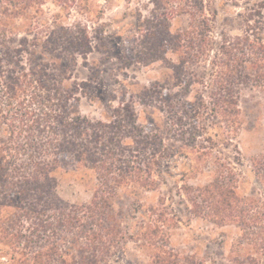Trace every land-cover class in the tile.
<instances>
[{
    "label": "trees",
    "instance_id": "16d2710c",
    "mask_svg": "<svg viewBox=\"0 0 264 264\" xmlns=\"http://www.w3.org/2000/svg\"><path fill=\"white\" fill-rule=\"evenodd\" d=\"M44 1L0 0V50L10 48L22 29L26 33L20 39L26 41L16 47L22 58L0 56V264H107L115 250L121 253L126 248L127 232L139 245L163 253L167 264H195L196 259L190 262L171 247V230L183 217L175 210V196L192 215L188 221L203 216L218 226L237 223L243 235L239 250L244 243L264 248V153L251 157L244 172L238 171L244 157L236 91L242 71L251 69L264 79V6L245 14L244 36L224 33L218 45L210 35L212 6L180 4L169 16L147 20L142 30L155 38L148 43V57L170 50L178 53L179 71L184 73L181 85H202L197 103L186 101L190 91L176 98L157 87L121 97L117 105L113 98L106 102L104 94L93 92L105 101V111L91 117L78 110L87 83L65 86L62 78L71 76L59 72L52 56L87 60L97 46L96 36L85 22L69 26L58 19L45 21ZM77 1L63 0V6ZM182 13L190 16L188 27L172 32L170 21ZM68 30L70 37L59 35ZM31 46L34 60L41 47L52 64H24ZM206 59L211 73L201 80L190 67ZM154 103L166 114L164 124L139 122L138 106ZM170 135L181 146L193 143L202 157L188 155L177 161L174 167L180 176L162 191L170 169L162 160L174 149ZM206 164L214 166L212 179L204 186L190 183L204 173ZM64 168L95 173L97 190L90 202L75 204L61 198L56 172ZM124 186L131 187L140 205L139 192H161L147 209H135L144 217L128 231L112 205ZM244 186H250L246 194Z\"/></svg>",
    "mask_w": 264,
    "mask_h": 264
},
{
    "label": "rangeland",
    "instance_id": "374dc122",
    "mask_svg": "<svg viewBox=\"0 0 264 264\" xmlns=\"http://www.w3.org/2000/svg\"><path fill=\"white\" fill-rule=\"evenodd\" d=\"M196 3L207 8L213 7L214 11L210 16V35L217 45L221 43L224 33L233 37L244 36L245 14L251 8H258L259 4L264 6V0H78L76 5L71 4L69 7L63 6V0H45L41 8V15L45 21L58 19L61 24L69 26L85 22L91 28L92 35L96 36L97 46L89 53L87 60L81 56L76 57L77 59L63 54L52 56L56 61L53 64H58L59 72L62 75L67 72L66 76H71V78H62L65 86L71 88L78 83H87V93L81 96L78 110L83 115L99 117L105 111V101L96 97L93 92L104 94L106 102L108 98H113L117 105L119 98L134 97L153 87L171 91L176 98H182L190 91L186 101L197 103V91L202 89V85L196 83L191 88L181 85V77L184 73L179 71L180 55L170 50L166 55L149 58L148 43L155 42V38L148 37L147 33L150 34L151 31L142 30L147 20L165 17V14L169 16L168 12L180 4L189 7ZM189 22L188 13L177 15L170 21L172 32L186 29ZM24 26L28 28L27 24ZM23 30L25 29H22L20 37L10 41V48L5 47L0 50L1 57L7 55L14 56L15 59L22 58L23 54L18 51L20 48L16 50V47L22 46L26 41L20 40L26 36ZM59 35L63 38L70 37L72 30ZM26 45L25 48H28ZM32 48L33 46L30 47V53H24L26 57L24 64L30 66V63L33 64L35 61L43 65L52 64L49 60L50 54L41 47L35 51L37 55L34 60ZM214 51L215 49L213 53ZM29 56L32 59L30 62L27 60ZM190 69H194L201 80L210 77L209 59ZM241 73V77L237 80L236 91L243 120L239 144L244 164L237 168L239 172H244L251 157L264 153V79H259L251 69ZM138 110L139 122L144 124L149 120H160L164 124L166 114L160 111L155 103L139 105ZM170 137L171 139H168L170 148L174 149L169 150L162 160L170 168L167 173L169 181L163 185L162 191L171 188L172 182L180 176V170L174 167L177 161L186 160L188 155L191 158L202 157L194 151L193 143L181 146V143L173 140L171 135ZM127 141L130 143L131 140L127 139ZM223 152L227 155L232 154L227 150ZM213 170L212 164H206L204 173L190 179V183L195 186L206 185L213 177ZM56 175L59 180L58 191L65 202L75 204L90 202L97 190V179L92 170L64 168L59 169ZM241 190L246 194L250 186H244ZM160 193V191L139 192L140 205L135 201L131 187L124 186L119 195L112 200L113 208L123 217L121 226L127 231L129 228L139 226L144 216L135 209L140 210L143 207L147 209L156 202ZM175 202L176 212L183 217L182 221L172 228L170 240L171 247L182 257H189L190 262L192 258L196 259L193 260L197 262H194L195 264H264V248L261 246L244 243V249L239 250V241L243 235L237 223L218 226L210 218L203 216L191 217V221H188V216L192 215L180 202L178 196H175ZM125 235L123 245L126 248L121 253L115 250L107 264H167L162 258L163 253L159 250L139 245L140 241L137 242L135 241L137 239L129 237L132 236L131 232Z\"/></svg>",
    "mask_w": 264,
    "mask_h": 264
}]
</instances>
